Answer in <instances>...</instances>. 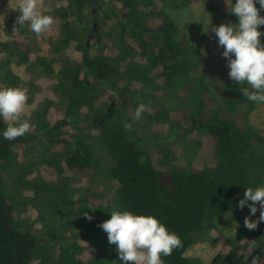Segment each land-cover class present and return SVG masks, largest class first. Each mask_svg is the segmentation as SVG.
<instances>
[{"label":"trees","instance_id":"trees-1","mask_svg":"<svg viewBox=\"0 0 264 264\" xmlns=\"http://www.w3.org/2000/svg\"><path fill=\"white\" fill-rule=\"evenodd\" d=\"M198 1L236 23L225 0H61L59 36L50 45L68 56L72 50L75 64L65 58L51 69L56 97L34 113L46 140L0 137V264H121L99 227L118 210L155 215L178 235L164 264H264V223L233 239L219 229L245 187L264 185V136L251 122L259 104L229 78L212 91L198 74L200 51L180 38L166 11ZM87 8L97 31L83 21ZM170 96L183 108L157 104ZM138 105L139 119L172 132L138 134ZM6 125L0 121V130ZM187 134L196 137L193 148L169 143ZM201 138L208 140L202 154ZM43 167L53 179L38 173ZM99 180L114 189L97 190ZM61 217L71 220L60 224Z\"/></svg>","mask_w":264,"mask_h":264},{"label":"rangeland","instance_id":"rangeland-1","mask_svg":"<svg viewBox=\"0 0 264 264\" xmlns=\"http://www.w3.org/2000/svg\"><path fill=\"white\" fill-rule=\"evenodd\" d=\"M96 4V3H95ZM98 6V5H97ZM61 7V0H39L38 8L43 14L53 17V24L39 36L33 33L27 22L23 27L15 23L16 16L18 15V8L16 7L15 0H6L5 3H0V87H21L27 89V100L23 111L29 117L30 128L33 126V116L36 111H41L44 107V102L48 97L54 96V86L52 80L57 78L56 71L61 64H64V59L69 57L73 58L72 50H68V54L54 52L50 43L52 40L57 39L59 36V28L61 23L60 15H55V10ZM15 9V10H14ZM96 9V5H94ZM89 10L87 8L83 21L90 29L92 21L89 20ZM166 11L173 17L174 21L180 29V38L189 41L193 46L197 47L202 55V61L199 66L198 74L202 75L206 83L210 85V89L219 92L221 89V82L228 78V68L226 60L221 56L222 47L218 46L215 34L211 31L212 26H219L221 24H228L225 17L221 14L212 12L206 7L205 2L198 1L188 6L175 7V5L167 4ZM70 23L77 25L75 17L71 16ZM261 42L264 39L260 37ZM55 43V47H56ZM67 58V59H69ZM40 59H45L46 63H51V68L40 63ZM71 64H75L74 60H70ZM74 61V62H73ZM76 61H78L76 59ZM65 65V64H64ZM51 69H55L53 72ZM10 78L18 83H11ZM110 93L115 95L111 90ZM183 100L180 102L173 97H163L157 101L160 106H165L169 109L183 108ZM156 105L152 104V106ZM148 108V107H147ZM56 109V107H54ZM137 119V118H136ZM251 122L264 136V106L259 104L251 115ZM8 123V122H7ZM169 125L162 124L150 126L148 121L142 118L137 119L135 125L136 132L143 134L147 131L155 132L160 131L164 136L169 135L172 131L169 130ZM29 128V129H30ZM34 128L32 129V131ZM31 133V131H28ZM92 139V142H94ZM200 140V139H197ZM196 142L195 136L184 135L182 137L175 136L169 143L172 146L179 148L191 149ZM202 154L208 143V140L201 138ZM46 146V144H43ZM200 148V146H199ZM198 148V149H199ZM96 154L104 162L106 153L101 147L97 148ZM188 162V161H187ZM43 177L53 179L50 174L52 171L46 167L39 169ZM262 174L257 173L255 178L261 179ZM96 189L99 191H112L115 183L105 180H99L95 183ZM88 190V189H87ZM88 192V191H87ZM91 192V190H89ZM251 203V202H249ZM258 207V204H257ZM30 214V213H29ZM248 215V209L236 208L233 212L226 215L224 221L220 223L219 229L227 238H235L243 236L247 231L244 227V217ZM29 220L34 218V214L28 215ZM259 216V207L255 216L249 217L250 220H255ZM66 217H61L59 223H63ZM74 221V220H72ZM58 223V222H57ZM58 223V224H59ZM74 229V227H72Z\"/></svg>","mask_w":264,"mask_h":264},{"label":"clouds","instance_id":"clouds-1","mask_svg":"<svg viewBox=\"0 0 264 264\" xmlns=\"http://www.w3.org/2000/svg\"><path fill=\"white\" fill-rule=\"evenodd\" d=\"M15 2L18 8L15 23L20 27L27 22L29 29L39 36L53 24V17L39 10V0ZM225 3L236 23L212 26L211 31L223 49L221 56L226 60L228 78L240 86V94L248 101L264 104V42L260 39L264 32L259 30V26H264V16L260 15L264 0H235L234 3L225 0ZM26 100L27 89L0 87V121L8 122L0 130L4 140H14L29 131V122L21 118ZM142 109L143 105L137 106V119ZM257 204L259 216L250 220L249 217L258 211ZM236 207L248 209L243 220L246 229L254 230L258 223H264V185L245 187L243 198L238 200ZM99 227L107 234L108 243L115 245L121 264H163L161 257L170 255L180 245L178 235L152 214L111 211L110 218ZM252 264H256L255 258Z\"/></svg>","mask_w":264,"mask_h":264},{"label":"flooded vegetation","instance_id":"flooded-vegetation-1","mask_svg":"<svg viewBox=\"0 0 264 264\" xmlns=\"http://www.w3.org/2000/svg\"><path fill=\"white\" fill-rule=\"evenodd\" d=\"M94 2H96V1H93V3ZM100 6H98V8H99ZM92 11H95L94 9H91ZM95 26L94 27H96L97 25H96V23L94 24ZM94 27H92V30L94 31H97V29H95ZM91 52H93V50H91ZM34 128V130L32 131V129ZM29 131H31V133L30 132H27L24 136H21V138L20 139H22L23 141H27L28 139H34V140H38V141H40V139L41 140H46L45 138H44V135H45V133H44V131H42V130H40V131H36V127H31L30 129H29ZM35 135H37V136H35ZM27 140H26V139ZM48 140H50V138L48 139ZM38 141H35V142H38ZM37 146H39V144L37 145ZM41 147H42V145H41ZM43 147H45V146H43ZM37 150L39 149V148H36ZM40 150V149H39ZM71 152H72V150H71ZM76 152H78V150H76Z\"/></svg>","mask_w":264,"mask_h":264},{"label":"built area","instance_id":"built-area-1","mask_svg":"<svg viewBox=\"0 0 264 264\" xmlns=\"http://www.w3.org/2000/svg\"><path fill=\"white\" fill-rule=\"evenodd\" d=\"M164 264V263H163Z\"/></svg>","mask_w":264,"mask_h":264}]
</instances>
